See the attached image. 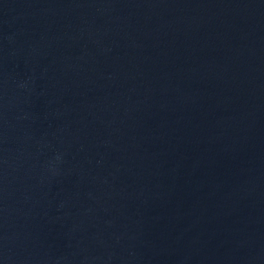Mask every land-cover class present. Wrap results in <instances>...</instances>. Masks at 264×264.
Returning <instances> with one entry per match:
<instances>
[{
	"label": "water",
	"instance_id": "95a60500",
	"mask_svg": "<svg viewBox=\"0 0 264 264\" xmlns=\"http://www.w3.org/2000/svg\"><path fill=\"white\" fill-rule=\"evenodd\" d=\"M0 264H264V0H0Z\"/></svg>",
	"mask_w": 264,
	"mask_h": 264
}]
</instances>
